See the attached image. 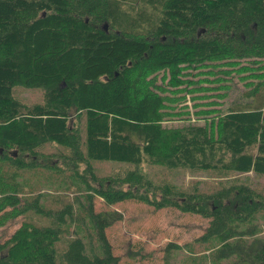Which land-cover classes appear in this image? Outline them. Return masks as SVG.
<instances>
[{"label":"trees","instance_id":"obj_1","mask_svg":"<svg viewBox=\"0 0 264 264\" xmlns=\"http://www.w3.org/2000/svg\"><path fill=\"white\" fill-rule=\"evenodd\" d=\"M95 12L106 31L99 28ZM251 54L264 59V0H0V147L25 157L41 144L54 143L77 154L78 134L69 117L83 116L86 176L73 184L82 183L85 193L109 205L131 196L92 189L89 182L96 177L89 163H146L264 177L263 93L247 94L249 105L222 116L215 139L197 125L164 139L158 97L148 91L135 94L131 84V76L142 68L168 69L172 75L181 63L201 65L231 56L242 60ZM17 86L40 88L41 104L24 108L15 102ZM251 148L255 156L247 152ZM10 157L5 161L17 170L32 167L22 157ZM233 190L246 195L244 187ZM176 197L183 199L176 192L172 199L145 202L157 211L202 213L186 199L178 206ZM84 209L85 232L95 239L89 251L78 228L77 239H70L57 260L54 246L69 230L66 223H23L0 241V264H119L104 236L119 216ZM255 211L256 206L248 215ZM224 212L208 216L216 229L225 226ZM235 223L227 221L223 234L212 235L218 245L216 264H264V237L254 245L228 243L235 239L228 235Z\"/></svg>","mask_w":264,"mask_h":264},{"label":"rangeland","instance_id":"obj_2","mask_svg":"<svg viewBox=\"0 0 264 264\" xmlns=\"http://www.w3.org/2000/svg\"><path fill=\"white\" fill-rule=\"evenodd\" d=\"M95 16L96 22H100L99 28L104 26L97 12ZM175 71L171 75L168 69L151 71L142 68L131 76L135 94L148 91L158 97L164 139L195 125L205 128L210 138L215 139L219 134L217 123L222 116L233 108L249 105L250 100L245 98L247 94H264V59L255 54L242 60L231 56L201 65L181 63ZM12 97L24 108L39 106L43 99L40 88L22 86L14 87ZM76 117L70 115L69 120L71 128L78 134L77 154L69 146L58 147L54 143L41 144L35 154L25 157L16 150L0 147L1 242L23 223L52 227L57 222L66 223L69 228L54 246L57 260L70 239H77L74 231L78 228L85 236L84 246L89 251L88 247L95 239L85 232L83 223L88 222V212L84 207L94 214L119 216V221L104 233L112 256L119 264H216L218 245L212 241V235L214 232L223 234L229 220L237 223L230 227L228 235L235 239H229L228 243L254 245L256 240L264 237V177L251 173L237 175L186 168L169 170L146 163L133 167L93 162L89 163L96 177L94 183L89 182L92 189L121 190L131 199L109 205L90 192L85 193L82 183L76 186L80 178H85L84 166L87 164L82 146L84 120L83 116ZM247 152L256 154L254 148ZM7 156H12V160L22 157L32 167L17 170L5 161ZM220 159L226 161L224 156ZM236 186L244 187L246 195L240 197L234 192ZM176 192L183 196V199L176 197L178 206H183L186 199L202 213L174 208L157 211L145 202L172 199ZM245 196L248 199L240 200ZM255 206L257 211L248 215L250 208ZM212 212H224L225 226L216 229V222L208 218Z\"/></svg>","mask_w":264,"mask_h":264},{"label":"water","instance_id":"obj_3","mask_svg":"<svg viewBox=\"0 0 264 264\" xmlns=\"http://www.w3.org/2000/svg\"><path fill=\"white\" fill-rule=\"evenodd\" d=\"M103 30L106 31L107 28H106V24L104 26H102Z\"/></svg>","mask_w":264,"mask_h":264}]
</instances>
